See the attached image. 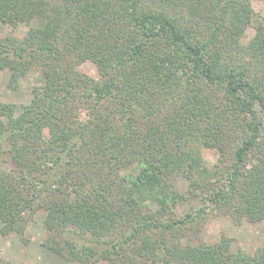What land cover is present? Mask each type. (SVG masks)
Instances as JSON below:
<instances>
[{
  "label": "trees",
  "instance_id": "1",
  "mask_svg": "<svg viewBox=\"0 0 264 264\" xmlns=\"http://www.w3.org/2000/svg\"><path fill=\"white\" fill-rule=\"evenodd\" d=\"M254 1L0 0L6 87L42 77L18 115L0 95V234L43 210L42 247L73 263L264 264V246L199 239L219 215L264 229Z\"/></svg>",
  "mask_w": 264,
  "mask_h": 264
},
{
  "label": "rangeland",
  "instance_id": "2",
  "mask_svg": "<svg viewBox=\"0 0 264 264\" xmlns=\"http://www.w3.org/2000/svg\"><path fill=\"white\" fill-rule=\"evenodd\" d=\"M254 10V19L250 26L244 32L241 43L246 44L254 35L256 25L261 21L259 18L264 17V2L254 1L252 3ZM26 27L19 26L15 30L17 36H22ZM10 31V28L0 24V34ZM80 70L89 72L91 66L88 64L81 65ZM7 72L0 71V95L9 103L17 106L16 115L19 114L20 108L27 104L31 98V89L42 83V77L36 70H31L19 81L18 87L14 90L6 87ZM203 157L210 163L217 159V153L213 150H204ZM175 187L181 193L187 190V181L184 178H178L174 181ZM45 213L43 210L35 211L25 223V233L20 239L15 234L3 236L0 234V264H81L69 262L62 257L52 253L42 247L41 242L46 237V229L43 225ZM2 224L0 222V228ZM199 239L207 244L218 242L219 238L225 236L233 240L235 247L247 252H254L258 247L264 246V229L262 223L250 224L242 221L239 225L229 218V216L219 215L208 219L206 225L200 231ZM87 264H107L105 261Z\"/></svg>",
  "mask_w": 264,
  "mask_h": 264
}]
</instances>
